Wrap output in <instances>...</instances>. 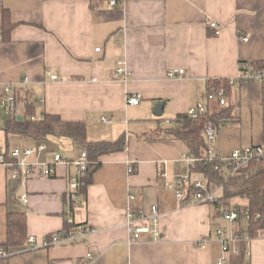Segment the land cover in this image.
<instances>
[{"label": "crops", "instance_id": "obj_1", "mask_svg": "<svg viewBox=\"0 0 264 264\" xmlns=\"http://www.w3.org/2000/svg\"><path fill=\"white\" fill-rule=\"evenodd\" d=\"M1 9L9 11L13 28L9 41H0V98L5 85L15 88L16 116L30 110L37 120L49 114L82 122L89 142L124 136L126 147L91 160L89 183L71 215L67 193L74 167L52 164L54 155L70 161L82 147L61 152L50 138L53 150L27 159L52 165L48 178L34 171L26 181L14 179L0 164L1 247L9 212L25 214L26 239L34 237L37 245L62 232L67 219L90 229L74 244L34 248L25 239L0 264H217L221 257L223 264H264V230L253 239L242 236L237 253L223 254L215 236L228 227L223 216L209 203L184 205L176 197L170 187L176 174L204 180L180 161L186 145L140 138L167 128L199 102L222 109L206 100L210 83L235 77L242 63L264 64V0H0V25ZM211 23L219 27L217 35ZM119 61L126 79L114 77ZM170 69H183L182 78L169 79ZM133 94L141 96L137 106L126 103ZM225 101L229 113L216 130L215 153L264 147V85L232 86ZM157 103L164 104L160 117L152 114ZM144 115L153 127L140 125ZM5 117L0 114V153L39 143L6 135ZM153 205L160 214L159 240L144 234L129 241L126 213L148 214Z\"/></svg>", "mask_w": 264, "mask_h": 264}, {"label": "built area", "instance_id": "obj_2", "mask_svg": "<svg viewBox=\"0 0 264 264\" xmlns=\"http://www.w3.org/2000/svg\"><path fill=\"white\" fill-rule=\"evenodd\" d=\"M111 7L117 6L115 1H110ZM210 27L215 30V35L219 32V27L216 23H211ZM243 41H247L246 38ZM99 49H96L98 51ZM184 74L183 69H170L167 72L169 79H180ZM129 76L127 70L122 67V61L117 63V68L114 71V77L126 79ZM57 79L56 76H52V80ZM230 87L242 86L251 82H257L264 85V68H252L248 64H240L235 77L226 80ZM18 93L12 85H5L3 87V94L0 98V114L4 116H15L17 109ZM208 102L215 101L219 107L226 105L225 92L220 90L209 91L206 95ZM141 101V96L133 94L127 97L126 103L129 106H137ZM207 111V106L204 102H199L196 105L190 107L187 110V115L192 119H197L201 114ZM101 122L104 124H110L112 121L106 117H101ZM205 139L207 143V150L204 158H195L188 153H183L180 157V161L188 165V167H195L198 163H202L204 166L211 164L215 170L222 168L225 170L227 176L236 174L239 170L246 167L251 162H258L264 158V147H241L236 148L228 156H221L215 153L213 143L216 140V130L212 125L208 124L205 132ZM53 150V146L45 141L39 142L36 146L27 149H12L9 153H0V164L10 171V177L26 181L34 171H38L40 176L50 177L53 175L52 165L64 163L74 167V174L68 178V193L67 200L74 205H78L80 198V189L84 187V177L86 172L94 165V163L88 159L86 151L83 150L72 160H63L59 154L54 155L53 164L39 163L38 160L34 162L27 161L32 156H39L43 152ZM165 163V162H164ZM130 171L133 169L131 167ZM132 169V170H131ZM159 176L165 179L166 173L161 171ZM170 187L175 191L176 197L184 205L195 203H211L217 198V191L221 189V186H215V189H209L206 183L202 179L191 180L189 175L176 174ZM189 189L193 192L189 194ZM26 201L24 200V203ZM159 209L156 205L151 206L148 214L144 212H132L126 213V226L129 234V241L135 242L141 235H151L152 241L159 240ZM223 220L227 224V228H219L215 232V236L220 243V249L223 254L227 252L237 253V243L242 240L237 234L235 225L239 223L238 212L230 211L224 213ZM249 216L245 213L244 222L248 223ZM90 232V229L85 227H78L74 230H63L62 232L55 233L49 236V238L42 244L37 245L34 237H28L26 239L30 246L36 247H50L57 244H74L80 243L83 238ZM10 256L8 250L4 247H0V260L7 259ZM224 258L218 259L217 264H223Z\"/></svg>", "mask_w": 264, "mask_h": 264}, {"label": "trees", "instance_id": "obj_3", "mask_svg": "<svg viewBox=\"0 0 264 264\" xmlns=\"http://www.w3.org/2000/svg\"><path fill=\"white\" fill-rule=\"evenodd\" d=\"M2 23L0 25V41L7 42L10 39V32L13 24L10 20L9 11L1 9ZM244 64V63H242ZM252 68H264L263 63H250ZM226 80L214 81L210 83L209 91L223 90L228 93ZM19 100V97L17 101ZM229 109L207 110L197 119H192L185 114L176 115L170 121L167 128H157L140 138L145 140H178L183 142L187 147V153L195 158H204L207 150L205 132L208 124L212 125L215 130L227 123ZM4 131L8 134H18L34 141L48 142L51 137H65L74 145L82 147L86 151L89 160H96L102 155L123 151L126 147L125 137L121 136L113 142H89L86 136V127L82 122H65L57 115L44 114L39 120L34 118L32 112L27 110L22 120H17V116H8L4 118ZM191 174H199L207 185L213 183L221 186L222 196L214 199L211 203L218 214L223 215L230 211L238 212L239 225L245 220V213L249 219L246 226H239L236 234L241 238L246 236L253 239L258 236V232L264 230V158L258 162H251L236 174L227 176L225 170L214 169L211 164L204 166L198 163L191 168ZM134 171L132 170L131 173ZM91 170L86 172L84 177V187L80 189V194L85 193V188L89 183ZM193 192L189 189V194ZM240 199L243 204L234 203L230 205L228 200ZM74 204L68 201V215L72 214ZM7 231L6 241L2 247L6 250L20 247L26 239V222L23 212H9L7 214ZM83 225H76L68 219L65 221L64 230H74ZM1 247V246H0Z\"/></svg>", "mask_w": 264, "mask_h": 264}, {"label": "rangeland", "instance_id": "obj_4", "mask_svg": "<svg viewBox=\"0 0 264 264\" xmlns=\"http://www.w3.org/2000/svg\"><path fill=\"white\" fill-rule=\"evenodd\" d=\"M17 114H21L22 116H25V115H23L22 111H18ZM151 119L152 118L149 115H144L143 116V121H140V125H142V127H144V128L145 127H147V128L153 127V123L154 122H152ZM160 123H161V125L162 124H165L164 122H160ZM163 127H165V126L163 125ZM148 132H150V130ZM50 142H52V144H55L56 147L58 148V150L61 151V152L63 151V149H66V148L67 149L70 148V151H72V150H75V151L78 150L79 151L80 150V147L79 146L70 144V142L65 137H51ZM197 178L202 179V177H199V176ZM209 189H212V188L209 187ZM221 196H222V192H221V189H220V190L217 191V198H220ZM228 203L230 205H232L234 203H238V204L241 205V204H243V201L240 200V199H233V200H228Z\"/></svg>", "mask_w": 264, "mask_h": 264}, {"label": "water", "instance_id": "obj_5", "mask_svg": "<svg viewBox=\"0 0 264 264\" xmlns=\"http://www.w3.org/2000/svg\"><path fill=\"white\" fill-rule=\"evenodd\" d=\"M164 104L163 103H157L153 106L152 109V114L155 117H160L162 114V109H163ZM17 120H22L21 117H17Z\"/></svg>", "mask_w": 264, "mask_h": 264}]
</instances>
